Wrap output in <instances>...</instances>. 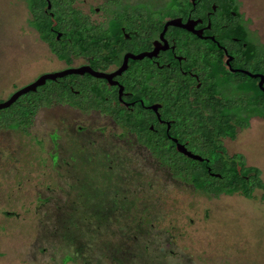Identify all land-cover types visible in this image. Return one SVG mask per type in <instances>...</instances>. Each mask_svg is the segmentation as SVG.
Wrapping results in <instances>:
<instances>
[{
	"label": "flooded vegetation",
	"instance_id": "flooded-vegetation-1",
	"mask_svg": "<svg viewBox=\"0 0 264 264\" xmlns=\"http://www.w3.org/2000/svg\"><path fill=\"white\" fill-rule=\"evenodd\" d=\"M20 1L25 12L27 66L30 68L31 59L40 61L46 48L56 67L42 69L44 63L39 62L35 74L16 90L43 74L68 69L89 68L107 75L66 73L47 78L35 90L20 95L44 96L49 89L56 90L50 103L37 107L25 132L32 143L44 149L45 138L29 134L37 115L48 111L55 124L64 126V136L56 130L46 134L52 166L75 171L78 162L74 157L90 153L94 159L88 160L93 159L102 173L100 181L116 180L121 184L119 189L139 184L147 200H157L158 189L169 183L207 200L224 195L249 201L254 191L250 197L237 192L206 193L174 176L170 165L144 142V136L149 135L140 127L143 123L153 131L155 143L163 139L171 155L191 158L177 149L180 143L201 156L202 160L191 158L201 163L193 170L215 176L212 173L258 169L250 163V140L238 138L253 122L264 123L263 116L254 110V92L264 93L258 85L260 77L245 72L264 76V44L253 27L255 17L249 0ZM140 54L143 57H136ZM106 126L111 129L104 137ZM66 150L68 159L60 163L58 159ZM148 166L160 184L143 181ZM88 189L89 194H105L104 190ZM128 199L132 200L131 196ZM101 200L104 206L100 214L90 210L99 220L110 204ZM263 200L260 197L259 204ZM240 204L247 205L243 200ZM210 215L206 209L202 220H212ZM134 216L146 221L143 215ZM213 216L215 221L228 220ZM173 226L164 232H174Z\"/></svg>",
	"mask_w": 264,
	"mask_h": 264
},
{
	"label": "rangeland",
	"instance_id": "rangeland-1",
	"mask_svg": "<svg viewBox=\"0 0 264 264\" xmlns=\"http://www.w3.org/2000/svg\"><path fill=\"white\" fill-rule=\"evenodd\" d=\"M249 1L253 27L264 44V0ZM24 17L20 0H0V101L27 83L39 62L42 69L56 67L46 48L40 61L31 59L27 66ZM52 121L42 111L30 127V135L45 138L44 149L29 136L28 141L26 133L0 128V264H264V200L259 204L264 186L249 201L224 195L207 200L167 183L158 189L162 194L156 190L157 200H147L139 184L135 190L132 184L119 189L116 180L100 181L90 153L74 157L75 171L52 166L46 134L56 130L64 136V126ZM252 125L238 138L250 140V163L264 184V123ZM110 129L106 126L102 135L107 137ZM67 150L60 163L68 159ZM154 175L148 166L142 179L160 184ZM88 188L105 194H89ZM102 198L110 204L99 220L90 210L100 214ZM242 200L247 205L242 207ZM206 209L212 220H202ZM213 214L229 221H215ZM171 226L174 232H164Z\"/></svg>",
	"mask_w": 264,
	"mask_h": 264
},
{
	"label": "trees",
	"instance_id": "trees-1",
	"mask_svg": "<svg viewBox=\"0 0 264 264\" xmlns=\"http://www.w3.org/2000/svg\"><path fill=\"white\" fill-rule=\"evenodd\" d=\"M55 94V89H49L43 93L44 96H30L28 94L20 96L9 107L0 109V128L14 129L25 133L37 107L41 104L50 103L56 97ZM254 103L255 114L261 115L264 118V93L259 90L254 92ZM126 124L129 127V124ZM140 127L142 131L149 135H143L144 142L149 145L154 154L163 163L170 165L174 176L189 182L195 189L206 193L237 192L245 197H250L256 188H263L264 186L260 177V171L256 167L250 168L249 172L221 171L219 176H211L205 170H193V166L197 167L201 164L199 161L181 155H171L163 145L165 143L163 139L162 141L159 139L155 143V140L152 138L153 131L149 130L147 125L143 123L140 124Z\"/></svg>",
	"mask_w": 264,
	"mask_h": 264
},
{
	"label": "water",
	"instance_id": "water-1",
	"mask_svg": "<svg viewBox=\"0 0 264 264\" xmlns=\"http://www.w3.org/2000/svg\"><path fill=\"white\" fill-rule=\"evenodd\" d=\"M184 27H187V25H184ZM144 54H140L136 57H143ZM84 69V70H83ZM83 71H88L96 76H101V77H107L106 74L104 73H100V72H95V71H92L91 69L89 68H82V69H68V70H65V71H62V72H58V73H46V74H43L41 75L40 77L37 78L36 81H34L33 83L29 84V85H26L18 90H16L15 92H13L7 99H5L4 101H1L0 102V109H3V108H6L8 107L11 103H13L21 94L23 93H26L27 91L29 90H35L36 86L38 85H41L45 82V79L47 78H50V79H53L55 78L56 76H61V75H64L66 73H72V72H75V73H80V72H83ZM248 75L250 76H253V77H257L259 76L260 77V80H259V87L261 88V90L264 92V86H263V82H264V76L261 75V74H258V73H250V72H247L245 71ZM176 140V139H175ZM177 149L181 152H183L184 154H186L187 156L193 158V159H197V160H202V157L197 155V154H193L191 153L190 151L186 150L185 147H183L180 143H177ZM212 175H215V176H219V174H214L212 173Z\"/></svg>",
	"mask_w": 264,
	"mask_h": 264
}]
</instances>
